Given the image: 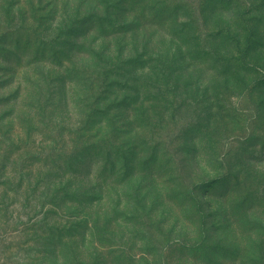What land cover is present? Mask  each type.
Listing matches in <instances>:
<instances>
[{"label": "rangeland", "instance_id": "rangeland-1", "mask_svg": "<svg viewBox=\"0 0 264 264\" xmlns=\"http://www.w3.org/2000/svg\"><path fill=\"white\" fill-rule=\"evenodd\" d=\"M0 264H264V0H0Z\"/></svg>", "mask_w": 264, "mask_h": 264}]
</instances>
